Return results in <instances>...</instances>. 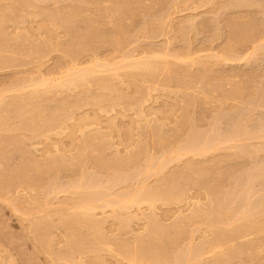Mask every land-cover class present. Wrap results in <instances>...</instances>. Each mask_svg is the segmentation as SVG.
Here are the masks:
<instances>
[{
    "label": "rangeland",
    "instance_id": "obj_1",
    "mask_svg": "<svg viewBox=\"0 0 264 264\" xmlns=\"http://www.w3.org/2000/svg\"><path fill=\"white\" fill-rule=\"evenodd\" d=\"M4 14L7 18L2 17ZM0 25V264H65L57 260L69 243L60 221L56 220L51 230L41 228L39 233L33 224L50 218L48 215L60 208L71 207L73 213L72 201L80 198L69 191V186L79 184L78 180L84 182L80 184L99 182L101 195L111 197L117 191L137 189L142 173L137 167L147 169L148 159H155L156 164L161 157L163 165L161 174L151 168L153 173L145 183L152 187L189 162L197 164L195 168L202 165L207 173L197 176V169H188L187 164L186 173L195 179L188 180L183 168L178 172L180 178L174 175L175 183H186L185 188L178 186L184 189L185 199L169 205L156 203L152 222L147 218L153 215L152 209L146 203L140 209L136 206L122 211V221L115 219L111 207L96 209L103 243L89 245L76 255L77 261L124 264L117 252L124 241L125 245H136V238L146 234L144 231L155 220L158 222L154 225L171 227L199 206L207 209L211 183L217 192L225 193L227 200L236 195L235 201H239L237 193L241 194L245 179L253 178L254 190L247 188L253 190H247L253 197L244 189L241 195L249 203H243V199L240 203L228 201L236 204V211L242 207V215L244 209L248 210V197L252 207L264 199V179L259 173L264 171V137L255 134L259 129V136L264 132V0H0ZM94 25L97 27L91 29L92 33ZM80 69H90L82 79L85 81L75 86L65 84ZM89 74L94 77L90 79ZM48 120L50 124L46 125ZM235 124H245L246 133L242 140H233L237 144L230 137L226 142L224 137L234 132ZM194 134L200 140L209 137L215 148L199 156L184 154V142ZM181 145L184 147L178 152ZM233 145L248 147L250 154L240 148L246 153L239 154L238 146ZM33 165H44L48 170L42 175L27 171L12 177L22 167ZM114 173L122 178L120 184L113 181ZM88 189L93 192L97 188ZM257 206L256 212L261 208ZM129 212L137 215L130 223L126 221ZM186 221L180 226L194 223L186 228H192V238L183 232L175 252L181 246L212 238L213 228L208 229L200 220ZM124 224L129 226L126 231ZM75 226L71 229L75 237H87V224L82 223L83 229ZM193 228H197L195 234ZM251 233L231 244L247 245L264 238V233ZM262 246L255 252L253 264L264 261ZM211 255L203 256L202 262ZM250 255L238 256L246 257L244 262L236 258L230 263L252 264L247 262Z\"/></svg>",
    "mask_w": 264,
    "mask_h": 264
},
{
    "label": "bare ground",
    "instance_id": "obj_2",
    "mask_svg": "<svg viewBox=\"0 0 264 264\" xmlns=\"http://www.w3.org/2000/svg\"><path fill=\"white\" fill-rule=\"evenodd\" d=\"M239 3V2H238ZM137 4V3H136ZM238 5V4H237ZM70 13V12H69ZM68 13V14H69ZM4 16L7 18V16L4 14L2 17L4 18ZM48 17V16H47ZM46 17V18H47ZM68 17V16H67ZM69 17H71V15L69 16ZM5 18V19H6ZM76 18V17H75ZM116 18V17H115ZM55 20V19H54ZM53 20V21H54ZM57 20V19H56ZM66 20V19H65ZM69 21H71V18H69L68 19ZM76 20V19H75ZM77 20H78V18H77ZM46 21V20H45ZM49 21V20H48ZM55 22V21H54ZM75 22V21H74ZM50 23V22H49ZM62 23V22H61ZM66 23V22H65ZM73 23V22H72ZM70 24V26H71V22L69 23ZM91 25V24H90ZM93 25V24H92ZM93 27H97V25H94V26H92L91 28H90V30L93 28ZM0 28H1V25H0ZM68 28V27H67ZM95 28H93V30L95 29ZM2 30V29H1ZM96 30V29H95ZM2 32V31H1ZM91 32H92V30H91ZM91 32L89 33V31L87 32V35L88 36H90V34H91ZM94 32V31H93ZM92 32V33H93ZM96 32V31H95ZM4 33H5V31H4ZM1 35H2V33H0ZM97 34V33H96ZM85 35V34H84ZM94 35H95V33H94ZM86 36V35H85ZM87 36V37H88ZM96 36V35H95ZM89 38V37H88ZM2 49V48H1ZM234 55V54H233ZM0 56H1V53H0ZM236 56V55H235ZM70 60V59H69ZM135 62V61H134ZM133 62V63H134ZM137 62V61H136ZM135 62V63H136ZM141 62H143V61H141ZM149 62V61H148ZM75 63V62H74ZM137 63H140V61H138ZM144 63V62H143ZM150 63H152V62H150ZM154 64H155V62H153ZM77 64V63H76ZM130 64V63H129ZM154 64H151V66H152V68L153 69H155V65ZM135 65V64H134ZM153 65H154V67H153ZM156 65H157V63H156ZM75 66V65H74ZM99 66V65H98ZM97 67V66H96ZM104 67V66H103ZM125 67V66H124ZM138 67H141V66H139L138 65ZM76 68V67H75ZM100 68V67H99ZM99 68H95V69H99ZM143 68H145V67H143ZM74 69V68H73ZM72 69V70H73ZM103 69V68H102ZM126 69H127V67H126ZM128 69H129V67H128ZM138 69V68H137ZM147 69H148V66H147ZM85 70V69H84ZM84 70L83 69H80V70H76L77 71V73H75L76 71L74 70V72L73 73H75V74H73V76L71 77V75L69 76V78L68 79H66L67 81H64L65 82V84L67 83L68 85L69 84H71V85H73V86H75L74 84H77L78 85V82L79 81H81L83 78H85V74L90 70H88V71H86L85 70V72H84ZM131 70H133V69H131ZM92 71V70H91ZM90 71V72H91ZM97 71V70H96ZM99 71H100V69H99ZM127 71H129V70H127ZM143 71V70H142ZM153 71V70H152ZM71 72V71H70ZM70 72H68V73H70ZM89 72V73H90ZM93 72V71H92ZM91 72V73H92ZM98 72V71H97ZM96 72V73H97ZM67 73V74H68ZM72 73V72H71ZM99 73V72H98ZM66 74V75H67ZM94 74V73H93ZM93 74H89V75H91V76H89V78L90 77H94V75ZM130 74V73H129ZM65 75V76H66ZM86 75H88V73L86 74ZM96 75V74H95ZM151 75V74H150ZM64 76V77H65ZM63 77V78H64ZM87 77V76H86ZM88 78V77H87ZM91 79V78H90ZM98 79V78H97ZM103 79V78H102ZM136 79V78H135ZM65 80V79H64ZM92 80H93V78H92ZM45 81H47V80H45ZM82 81H85V79L84 80H82ZM101 81V80H100ZM39 82H43V81H39ZM63 81H61L60 83H62ZM63 82V83H64ZM90 82V81H89ZM30 83V82H29ZM32 83V82H31ZM40 83V84H41ZM81 83H83V82H81ZM101 83V82H100ZM21 84V83H20ZM19 84V86H21ZM23 84V83H22ZM38 84V83H37ZM46 84V83H45ZM85 84V83H84ZM91 84V83H90ZM98 84V83H97ZM28 85V84H27ZM26 85V86H27ZM33 85V84H32ZM31 85V86H32ZM42 85H44V83L42 84ZM58 85H60V84H57V86L56 87H58ZM102 85H103V83H102ZM29 86V85H28ZM67 86V85H66ZM65 86V88L67 89V87ZM22 87V86H21ZM19 88V87H18ZM60 88H61V85H60ZM73 88V87H72ZM74 88H76V87H74ZM53 89V88H52ZM18 90V89H17ZM20 90V89H19ZM55 90V89H54ZM59 90V89H58ZM63 90V89H62ZM34 91V90H33ZM48 93V92H47ZM120 94V93H119ZM120 95H122V94H120ZM30 96V95H29ZM32 96H33V94H32ZM1 97V96H0ZM5 97V96H4ZM4 97H3V100H4ZM14 97V96H13ZM18 97V96H17ZM119 97V96H118ZM9 98H11V97H9ZM123 98V97H122ZM125 98V97H124ZM6 99V98H5ZM2 101V100H1ZM6 101H7V99H6ZM5 101V102H6ZM8 102V101H7ZM22 103L21 104H24V102L23 101H21ZM2 103V102H1ZM3 104H5L4 102H3ZM20 104V105H21ZM1 105V104H0ZM61 105V104H60ZM67 105V104H66ZM13 106V105H12ZM15 106V105H14ZM18 106V105H17ZM63 106V105H62ZM9 107V106H8ZM0 108H2V107H0ZM4 108L6 109V107L4 106ZM11 109V108H10ZM4 110V109H3ZM21 110V109H20ZM1 112H2V110H1ZM10 112V111H9ZM3 113V112H2ZM19 113V112H18ZM27 114V113H26ZM40 114V113H39ZM23 115V114H22ZM0 116H2V114L0 115ZM13 116V115H12ZM1 118H4V117H1ZM71 119V118H70ZM6 120H7V118H6ZM38 120V119H37ZM58 120V119H57ZM72 121V120H71ZM70 121V122H71ZM77 122V121H76ZM66 123V122H65ZM238 123H240V122H238ZM33 124V123H32ZM40 124V123H39ZM45 124L46 125H49L50 124V120H48V121H46L45 122ZM241 124H242V122H241ZM240 125V124H239ZM239 125L237 126V124H235V126L236 127H234V128H236L235 130H234V132L233 133H230V135H228V136H226L225 135V137H224V140L227 142V141H229L228 139H232V141L234 140V141H236V142H238L237 140H242L241 139V137L243 136V132H245L246 133V129H245V127L243 128V126L245 125H243L242 127H241V125H240V127H239ZM57 126V125H56ZM55 127V126H54ZM263 127V126H262ZM77 128V127H76ZM233 128V129H234ZM238 128V129H237ZM39 129V128H38ZM240 129V130H239ZM241 129H242V131H241ZM244 129V130H243ZM239 132V131H241V132H239V133H242L241 135H239V133L237 134V131ZM262 130H264L263 128H262ZM261 130V132H263ZM193 131V130H192ZM248 131V130H247ZM259 131H260V129L258 130V132H256L255 134H257V136L258 137H264V132L259 136L258 135V133H259ZM232 132V131H231ZM260 132V133H261ZM192 133V132H191ZM234 133H236V134H234ZM228 134V133H227ZM248 134H249V137H250V135L252 134H250L249 132H248ZM254 134V135H255ZM37 135V134H36ZM190 135V134H189ZM192 135V134H191ZM234 137H233V136ZM235 135H236V137H238V138H236L235 137ZM238 135V136H237ZM245 135V137H246V134H244ZM73 136V135H72ZM196 136H197V134L195 135H193V136H188L187 138H186V140L188 139V138H190V140H188L187 142L185 141L184 142V146L183 145H181V147H178L177 148V150H178V152H180V150H179V148H182V147H184L183 149H182V151L184 152V154L185 153H191V154H193L194 156H196V155H202V154H206V153H208V151L209 150H211V149H214L215 148V143L214 142H212V143H214V145H212V143L211 142H209V137L207 138H205V139H201L203 142H201V140H200V138L199 137H197V138H199V140L196 138ZM252 136V135H251ZM256 136V137H257ZM230 137V138H229ZM233 137V138H232ZM239 137H240V139H239ZM244 137V138H245ZM235 138V139H234ZM250 138H252V137H250ZM254 138V137H253ZM104 139V138H103ZM237 139V140H236ZM105 140V139H104ZM198 140V142L200 141V143L201 144H199L198 142H196ZM211 140V139H210ZM245 140V139H244ZM243 140V141H244ZM84 141V140H83ZM214 141V140H213ZM231 141V140H230ZM233 141V142H234ZM159 142V141H158ZM216 142V141H215ZM236 142H234V143H236ZM187 143V144H186ZM211 143V144H210ZM242 143V142H241ZM237 144V143H236ZM243 144V143H242ZM86 145V144H85ZM159 145V144H158ZM198 145V146H197ZM246 145V144H245ZM195 146H197V147H195ZM218 146V145H217ZM236 146H238V145H233L232 147L233 148H235ZM86 147V146H85ZM138 147V146H137ZM219 147V146H218ZM246 147V146H245ZM243 147L242 145L240 146H238V148H236V149H238L239 150V148H240V150H245L246 152H249V150L247 149L248 147ZM242 148V149H241ZM85 149H87V148H85ZM216 149H217V147H216ZM247 149V150H246ZM240 150H239V152H240ZM245 151H241L239 154H241L242 152H244V154L246 153ZM87 153H88V151H87ZM89 154V153H88ZM243 154V153H242ZM250 154V152L248 153V154H246V155H249ZM178 155H182L181 153H179ZM5 157V156H4ZM136 157H137V155H136ZM68 158V157H67ZM90 158V157H89ZM115 158H116V156H115ZM118 158V157H117ZM149 158H151V157H149ZM152 158H154V157H152ZM175 158H177V157H175ZM119 159H121V158H119ZM147 159H148V156H147ZM159 159H161V157L159 158ZM158 159V162L160 161ZM164 159H166V158H164ZM173 159H174V157H173ZM173 159H170L169 161H171V160H173ZM91 160V159H90ZM103 160V159H102ZM114 160V159H113ZM116 160V159H115ZM124 160V159H123ZM122 160V161H123ZM149 160V161H148ZM147 161L148 162H152L151 164H153L152 165V167H151V164L150 163H148L146 160H145V162L146 163H148L149 165L147 166V169H140V168H145V166L144 167H139V165H138V167H137V169H139V171H141L142 173L140 174V175H138L139 176V179H140V182H139V184H138V187H137V184H136V182H135V184H136V187H137V189H133V190H123V191H121V192H119V191H117V192H119L117 195H115L116 193H114V196L113 197H111L110 195H101L102 194V192L103 191H101L100 190V187H101V185H100V183L99 182H97V183H88V184H80L81 182H83L82 180H81V182H79V180H78V183L79 184H76V182H75V185H73V186H69V189H71V190H69V191H72L73 190V192H75V193H77V195H79V198L80 199H74L72 202H74V204H73V206H72V208L73 209H75V211L73 210V213H71V207H69L68 209H65V208H60V209H58V210H56V211H52L49 215H48V217H50V218H43V219H38V221H36L34 224H33V227L37 230V232L39 233V231H40V229L41 228H44V229H47V230H51V228H54L55 226H56V220H59L60 221V224L65 228V230L68 232V235H69V243H68V246H67V249L61 254V255H58L57 256V260L58 261H64L65 262V264H85L83 261H77L76 260V255L77 254H81L85 249H87V248H89V245H91V244H93V246L94 245H101L102 243H103V238H102V226H101V224H100V221H98L97 219H96V215H95V211H96V209H99V208H106V207H111L112 209H113V213L115 214V219H118V220H121L122 221V219H123V215H124V213L122 212V211H131V210H129L130 208H133V207H136L137 206V208L138 209H140V205H143V204H145L146 203V205L148 204V205H150L149 207L152 209L151 211V213H150V215L151 214H153L154 213V211H153V207H155L156 205V203L157 204H159L160 202V204H162L163 202H165V205H167L166 203H168V205H169V203H172V204H174L173 202H176V201H181L182 199H185L184 197V195H185V191H182V190H184V189H181L182 187V185H181V183L180 184H177V183H175V178H180V176H178V172L179 173H181V171L183 170V169H186V171H185V173H183V174H187L185 177H187L188 178V180L189 179H192L193 177L190 175L189 176V174L188 173H186L187 172V170L189 169V167H192L193 168V166H194V168H193V171L195 170V169H197V170H195L196 171V175L198 176V175H204L205 174V172L207 173V170L206 171H204L203 172V168L204 167H202V165H200L201 166V168H200V170L202 171H200L199 170V168H195V167H197V164H194V163H192V161H191V165H190V162L189 163H187L186 165H187V167H188V169L187 168H184V167H182L181 169H179V171H177V172H174L172 175H171V177H169V179H168V176L166 177L167 179H164L165 178V176H163V177H161L159 180L160 181H157V182H159V183H155L154 185L155 186H150V185H148L147 183H145V182H147L146 181V179H147V177H148V179H149V176H151V173H153V171L154 172H157L156 174H161L163 171V165L162 166H160L161 165V162H157L156 161V164H155V159L154 160H151V159H148ZM151 160V161H150ZM162 160H163V158H162ZM167 160V159H166ZM104 161V160H103ZM103 161H101L100 163H103ZM117 161H118V159H117ZM154 161V162H153ZM113 162V161H112ZM121 162V161H120ZM106 163V162H105ZM116 163V162H115ZM124 164H125V162H124ZM163 164V163H162ZM103 165V164H102ZM105 165H107V164H105ZM108 165H110V162H109V164ZM122 164H120V166H121ZM159 165V166H158ZM196 165V166H195ZM7 166V165H6ZM141 166V165H140ZM165 166V165H164ZM204 166V165H203ZM153 167H154V169L155 170H153L152 171V169H153ZM158 167H160V169L158 168ZM263 167H264V165H263ZM263 167H262V169H263ZM152 168V169H151ZM192 168H190V170L189 171H192ZM70 169V168H69ZM156 169L158 170V171H156ZM205 169H207L206 167H205ZM261 169V170H262ZM48 170V167L47 166H44V165H33V166H28V167H22L20 170H18V171H16L15 173H13V175H12V177L14 178H16L19 174L21 175V174H24V173H26L27 171H35V172H37V174L39 175H42L43 173H44V171H47ZM144 170V171H143ZM198 171H200L201 172V174H198L199 172ZM87 172V171H86ZM262 172V173H261ZM261 172H259L260 174H261V176H262V178L264 179V171H261ZM116 173V172H115ZM115 173L112 175L113 177H114V179H113V181L114 180H116V181H114V182H117L118 184H120V180L122 179H120V177H118V174H119V172H118V174H116L115 175ZM175 173H177V175L175 174ZM204 173V174H203ZM183 174H181V175H183ZM27 175V174H26ZM115 175V176H114ZM125 175V174H124ZM174 175L176 176L175 178H174ZM259 175V174H258ZM111 176V177H112ZM120 176H121V174H120ZM178 176V177H177ZM189 176V177H188ZM256 176V175H255ZM261 176H258V179L259 178H261ZM86 177V176H85ZM116 177H118L117 179H116ZM123 177V176H122ZM126 177V176H125ZM124 177V179H125V182H126V178ZM192 177V178H191ZM257 177V176H256ZM82 178H84V177H82ZM109 178V177H108ZM163 178V179H162ZM170 178L173 180V178H174V180L172 181V180H170ZM248 178V177H247ZM246 178V179H247ZM81 179V178H80ZM85 179V178H84ZM88 179V178H87ZM95 179V178H94ZM110 179V178H109ZM129 179V178H128ZM162 179V180H161ZM193 179H195V177L193 178ZM192 179V180H193ZM197 179V178H196ZM245 179V181H244V185L242 186V189L240 190V192H241V194L239 195V193H237V197L239 196V197H241L240 199L242 200H244V196H241L242 195V193H244L243 191L244 190H246V192H248L250 195H251V197H253L252 196V192H249V191H247V190H250L251 188L254 190V188L252 187V179L250 178V176H249V180L247 179L246 180ZM254 179H255V177H254ZM97 180V179H96ZM181 181H182V178L180 179ZM180 180H178V181H180ZM192 180H190V182L192 181ZM198 180V179H197ZM257 180V179H256ZM255 180V181H256ZM90 181V180H89ZM111 181V180H110ZM122 181V180H121ZM176 181H177V179H176ZM185 180H183V182H184ZM248 183H247V182ZM250 181V182H249ZM134 182V181H133ZM198 182V181H197ZM247 184H246V183ZM254 182V181H253ZM84 183V182H83ZM123 183H124V180H123ZM127 183V182H126ZM251 185H250V184ZM121 184H122V182H121ZM125 184V183H124ZM158 184V185H157ZM186 184V183H185ZM184 184V185H185ZM187 184H189V183H187ZM211 184H213V183H211ZM211 184H210V186H211ZM2 185H3V181L2 180H0V188L2 187ZM108 185V184H107ZM113 185V184H112ZM183 185V188H185L186 187V185L184 186ZM190 185V184H189ZM246 185V186H245ZM248 185H250V187H247ZM253 185H254V183H253ZM178 186H180V187H178ZM210 186H208V188H209V191H208V188L206 189L208 192H210V194L208 193V195H211V196H209V199H210V197H211V199H210V201L209 202H211V204L210 205H208V203H207V205H208V207H207V209L206 208H204L203 206H199V207H201V209L198 207V209H196L195 211L193 210V211H191V212H194V213H191L190 212V214L188 215V216H184V217H182L183 219L185 218H187L188 217V219H186V220H188V222L184 219V220H182V219H180V221H182V222H180V223H183V221H184V223H185V221H186V224H190V223H192L191 221L193 220V222H194V220L195 221H201L202 222V224H204V225H206V226H208V229H209V227L211 228L210 230H212V228H213V230L211 231V232H213L212 233V238H210V240L208 239V241H206V242H202L201 241V243H199L198 245L197 244H195V245H188V247H186V246H181V248L182 249H180L179 251H177V252H175V250H174V246L176 247V245H177V239L179 238L180 240L182 239V237L181 236H183V232H184V235L185 236H189V234H191L192 235V233H189L191 230H192V228H191V230L190 231H188L189 230V228H190V226L192 225V224H194V223H192L191 225H188L189 226V228H188V226H186L185 227V224H183L182 226L183 227H181L180 226V223H179V221L178 222H176L175 223V225H174V223L172 224V225H174V226H172L171 225V227L169 226V225H165V227H162V226H158V225H154V223H155V221L152 223V224H150L151 222H152V220H154V219H150V217H155L156 215H151V216H147V218L148 219H150L151 220V222H150V220H149V223H148V225L150 224L151 226L150 227H148V225H146L148 228H146V230L144 231V233H146V234H144L143 235V233L141 234V235H139L137 238H136V245H133V244H131V243H127V245H125V241H124V245L123 246H119L118 247V249H117V252H118V254L120 255V257L123 259L122 260V263H124V264H126L125 262H123V261H126V259L128 260L127 262H128V264H228V263H232V261L234 260V259H240V261L241 262H244V260H245V258L244 259H242L244 256V254H245V256H246V253H248V255H250V253H252V255H250L249 257L250 258H252L250 261H249V257L247 258L248 259V261L247 262H251L252 264L254 263V257L256 256V255H254L255 254V252H259V249H261V246H262V248H264V238L263 239H261V241H255L256 243H257V245L255 246V242H253V243H251V244H249V242H247L246 244L248 245H245V243L244 244H240L239 246L238 245H234V244H231V242L232 241H234V239H239V238H242V237H244L245 235L247 236L248 234H250L251 232H253V233H257V232H259V234H262V233H264V199H262L260 202L261 203H259L258 204V206L257 205H255V207H254V204H253V207H252V205H251V199H250V197H248L247 199L248 200H250V204H246L247 206H248V210H246V209H244V212L245 213H243V215H242V212H243V209H241L242 207H241V204H239V206L241 207V208H239V211L237 210L236 211V209L234 208L235 206H234V204L232 205L231 203H229L228 201H230V202H241V200L240 199H238L239 201H235V197H236V195H235V197H234V199H233V197H232V199L231 200H227V198H226V195H224L225 193H219V192H217V190H215L214 189V184L211 186V189H210ZM238 187V186H237ZM246 189H245V188ZM54 188V187H53ZM88 188H92L93 190L95 189V188H97V189H95L93 192H92V190H89ZM133 188V187H132ZM247 188H250V189H247ZM84 189H88V191L87 192H89V191H91L92 193H85L86 191H84ZM244 189V190H243ZM98 190H100L101 191V193L100 192H98ZM109 190H111L110 188H109ZM108 190V191H109ZM253 190H250V191H253ZM83 191V192H82ZM107 191V192H108ZM112 191V190H111ZM82 192V193H81ZM110 192V191H109ZM239 192V191H238ZM78 193H80V194H82V195H80V194H78ZM100 193V194H99ZM105 193V192H104ZM184 193V194H183ZM110 194H112V193H110ZM183 194V195H182ZM249 194H248V196H249ZM113 195V194H112ZM227 195H229V194H227ZM81 196V197H80ZM184 196V197H183ZM230 196V195H229ZM246 196H247V193H246ZM246 196H245V198H246ZM183 197V198H182ZM238 197V198H239ZM243 197V198H242ZM78 198V197H77ZM239 202V203H240ZM243 203L245 202V203H249L247 200H244V201H242ZM177 203V202H176ZM253 203V202H252ZM164 204V203H163ZM230 204L232 205V206H230ZM155 205V206H154ZM236 205V204H235ZM238 205V204H237ZM243 205H245V204H243ZM246 206V207H247ZM256 206H257V208L258 207H261L260 208V211H259V209H257V211L258 212H256ZM232 207V208H231ZM250 208V209H249ZM255 209V210H252V209ZM195 209V208H194ZM200 209V210H199ZM235 209V213H237V215H239L238 216V218L236 217V214L233 212V210ZM242 210V211H241ZM246 210V211H245ZM251 212H250V211ZM133 211V210H132ZM253 211V212H252ZM254 211H255V213H254ZM239 212L241 213V214H239ZM112 213V212H111ZM121 213H123V215H121ZM130 214H131V212H129ZM128 213V214H129ZM251 213V214H250ZM253 213V214H252ZM129 214V215H130ZM134 214V213H133ZM133 214H131V216L132 217H134V218H132L131 216L129 217V215H128V217H127V215H126V221H128V219H129V222L128 223H130L131 222V219L133 220V219H135V217L137 218V215L136 216H133ZM235 214V215H234ZM258 215V216H254V215ZM260 215V216H259ZM123 216V217H122ZM152 217V218H153ZM240 217V218H239ZM260 217V218H259ZM156 219V218H155ZM124 221V220H123ZM199 221V222H200ZM240 221V222H239ZM58 222V221H57ZM156 222H158V221H156ZM200 222V223H201ZM82 223L83 224H87V229H88V235H87V237H85V236H82L81 234H79L78 236L76 235V237H75V235H73L71 232V229H72V227L73 226H80L81 228H82ZM160 223V222H159ZM177 223H179V224H177ZM197 223V222H196ZM199 224V223H198ZM225 224V225H224ZM124 225H126V224H124ZM164 225V224H163ZM75 226V227H76ZM219 226H221V227H219ZM222 226H226L225 228H222ZM128 225H126V226H124V230L126 231V229H128ZM168 227H170V228H168ZM185 227V228H184ZM186 228H188V230L186 229ZM83 229V228H82ZM195 229H197V228H195ZM195 229L193 228V233L195 234L196 232H195ZM184 230V231H183ZM186 230L188 231V232H186ZM124 231V232H125ZM129 231V230H128ZM147 231V232H146ZM256 231V232H255ZM87 232V231H86ZM104 233V232H103ZM188 233V234H187ZM87 234V233H86ZM252 234V233H251ZM191 235L189 236L190 238H192L191 237ZM140 236H142V237H140ZM181 237V238H180ZM140 238V239H139ZM189 238V239H190ZM107 239V238H106ZM179 239H178V242H180L179 241ZM185 239V238H184ZM42 240V239H41ZM49 240V239H48ZM51 240V239H50ZM139 240V241H138ZM52 241V240H51ZM138 241V242H137ZM204 241V240H203ZM250 241V240H249ZM254 241V240H253ZM123 242V241H122ZM252 242V241H251ZM41 243V242H40ZM50 243H52V242H50ZM86 243V244H85ZM176 243V244H175ZM84 244L85 245H87L88 244V246H86V248L84 247ZM131 244V246H129V245ZM188 244H190V243H188ZM231 244V245H230ZM133 245V246H132ZM234 245V246H233ZM47 246V245H46ZM260 247V248H259ZM42 248V247H41ZM177 248V247H176ZM178 248H180V246L178 245ZM49 249V248H48ZM184 249V250H183ZM258 249V250H257ZM94 250V249H93ZM173 250H174V254L175 255H173ZM176 250H178V249H176ZM90 251H92L91 250V248H90ZM249 251H250V253H249ZM212 253V255H211V258L209 259H207V257L205 258L206 260L204 261V263L202 262L204 259H203V256H204V254H211ZM205 255V256H206ZM242 255V256H241ZM204 256V257H205ZM238 256H240V257H242V258H240V257H238ZM252 256V257H251ZM99 257V256H98ZM235 257V258H234ZM96 259H98V258H96ZM102 259V258H101ZM125 259V260H124ZM101 261V260H100ZM246 261V260H245ZM230 263V264H231ZM58 264H61V263H58ZM260 264H264V261H262Z\"/></svg>",
    "mask_w": 264,
    "mask_h": 264
}]
</instances>
